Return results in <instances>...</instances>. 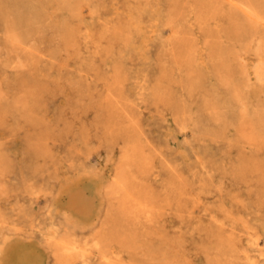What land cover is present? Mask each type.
<instances>
[{"label": "rangeland", "instance_id": "1", "mask_svg": "<svg viewBox=\"0 0 264 264\" xmlns=\"http://www.w3.org/2000/svg\"><path fill=\"white\" fill-rule=\"evenodd\" d=\"M239 1L264 16V0ZM200 4L0 0V264H69L47 241L83 246L110 227L121 128L144 152L145 189H172L144 249L166 246L174 264H249L248 239L264 249V29ZM250 121L261 143L242 137Z\"/></svg>", "mask_w": 264, "mask_h": 264}, {"label": "bare ground", "instance_id": "2", "mask_svg": "<svg viewBox=\"0 0 264 264\" xmlns=\"http://www.w3.org/2000/svg\"><path fill=\"white\" fill-rule=\"evenodd\" d=\"M221 3L231 8L232 12H238V14L242 17V24L247 30L249 29L252 34L257 32V28L260 29V27H262L264 29L263 14H261L250 2H242L239 0H201L200 8H198L199 11L204 13L206 16L210 15L217 8H219ZM259 6L261 5L259 4ZM169 29L171 35L176 34V31H174L172 27H169ZM257 78L264 79V71L258 72ZM21 83L23 82L21 81ZM244 118L245 117L242 116V120H244ZM110 119L111 118L108 120ZM260 122L261 120H259V123ZM249 123H251V129L249 132L247 131V133L242 137L245 138L249 144L261 143V139L258 138H261V132L258 131L255 133L253 127V124L255 125L256 122L252 123V121H250ZM117 133L118 135L116 136L119 137L118 140L116 139V142L119 141L120 138L123 140V146H121L122 150L120 154L121 159H119V171L115 175V178H113L112 183H110V187L106 191L109 201V208L111 210L109 214L112 215V223L110 227L103 229L104 231L100 230L96 234V237L92 239L91 243H86V245L83 246L78 245L68 237H54L47 241V246L52 250L54 256L59 257V259L63 262H79V264H88L89 260L92 257H95L100 264H133L130 261V256L135 251V249H137L135 246L140 242L142 243V246L139 245V250L142 254L141 256L143 260L137 264H174L175 259L172 258L174 256L172 250L163 245L157 246L155 249H152L153 246L147 248L145 247L144 249L145 245L143 246V243L145 238L142 237V239L139 240L138 237V233L141 231L143 225H150L153 227L157 223L161 215L159 211L163 207L162 203L166 206L170 205L168 198L172 189L168 188V191L164 193L165 198H163L162 201L158 200L155 194L150 193L145 189V185L142 183L141 175L145 174L146 168L144 161L146 158L144 157V152L136 145L139 142L136 139L137 136L135 137L134 134L130 135L128 130H123L122 128ZM138 173H140V175ZM182 198L183 193L177 194V203H179ZM214 221L219 223V221L216 219H214ZM101 231H103V233H101ZM139 235H141V233ZM211 242H213V240ZM248 244L250 245L252 251L255 252V255L248 256L244 253L243 258L249 264H256L259 261H263L264 249L259 248L260 244L257 242V240L248 239ZM217 246L222 245L221 243H218ZM228 246L232 247L230 244ZM152 251L156 252L153 253ZM223 252L224 249L219 247L217 254L222 255ZM150 254V258L147 259V255ZM158 254V257H161L163 260L160 263L157 262L158 257L156 255ZM145 257L146 260H150L148 263L144 262Z\"/></svg>", "mask_w": 264, "mask_h": 264}]
</instances>
